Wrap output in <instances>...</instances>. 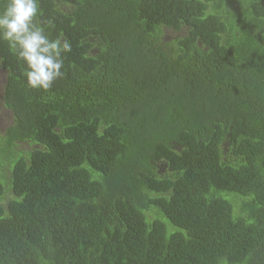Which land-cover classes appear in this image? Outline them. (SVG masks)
Listing matches in <instances>:
<instances>
[{"label":"trees","instance_id":"obj_1","mask_svg":"<svg viewBox=\"0 0 264 264\" xmlns=\"http://www.w3.org/2000/svg\"><path fill=\"white\" fill-rule=\"evenodd\" d=\"M39 8L72 50L45 91L0 41V264H264V0Z\"/></svg>","mask_w":264,"mask_h":264},{"label":"clouds","instance_id":"obj_2","mask_svg":"<svg viewBox=\"0 0 264 264\" xmlns=\"http://www.w3.org/2000/svg\"><path fill=\"white\" fill-rule=\"evenodd\" d=\"M39 15V0H6L0 8V41L23 63L27 85L47 91L63 76L64 55L72 46L60 37L50 38L54 25L39 22Z\"/></svg>","mask_w":264,"mask_h":264},{"label":"rangeland","instance_id":"obj_3","mask_svg":"<svg viewBox=\"0 0 264 264\" xmlns=\"http://www.w3.org/2000/svg\"><path fill=\"white\" fill-rule=\"evenodd\" d=\"M182 33L183 32H177L173 29H167L165 31V36L171 37L174 35H180ZM3 76H4V72L0 68V92H1L2 87H3L2 86ZM10 123H11V112L9 109H6L2 106V103L0 100V136H2L4 134L5 129L10 125ZM3 144H5V142L1 139L0 145H3ZM30 147L31 146L24 144V143H17L12 150L0 153L3 156V162L1 163V166H0V171L3 173V175L0 177H3V178L0 181V183H2V185L4 187L6 186L5 177H7L9 175V169H11L9 161L13 160L14 157L17 156L19 150L29 149ZM5 195L7 198H9L12 196V193L8 192V193H5Z\"/></svg>","mask_w":264,"mask_h":264}]
</instances>
